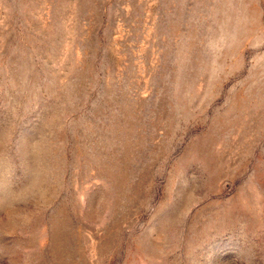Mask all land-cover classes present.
<instances>
[{"label":"rangeland","instance_id":"374dc122","mask_svg":"<svg viewBox=\"0 0 264 264\" xmlns=\"http://www.w3.org/2000/svg\"><path fill=\"white\" fill-rule=\"evenodd\" d=\"M0 264H264V0H0Z\"/></svg>","mask_w":264,"mask_h":264}]
</instances>
